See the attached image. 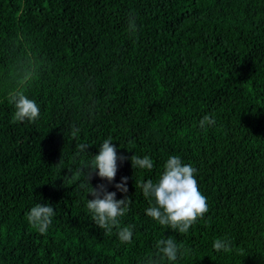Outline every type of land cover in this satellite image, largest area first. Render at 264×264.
<instances>
[{
  "label": "trees",
  "instance_id": "trees-1",
  "mask_svg": "<svg viewBox=\"0 0 264 264\" xmlns=\"http://www.w3.org/2000/svg\"><path fill=\"white\" fill-rule=\"evenodd\" d=\"M25 80L40 117L13 122L7 90ZM205 115L215 124L202 129ZM109 137L118 156L154 164L117 161L130 244L86 207L107 182L77 174ZM172 155L208 203L186 234L147 216L136 186ZM37 203L55 211L46 234L27 221ZM168 237L185 249L175 264H264V0H0V264H142Z\"/></svg>",
  "mask_w": 264,
  "mask_h": 264
},
{
  "label": "clouds",
  "instance_id": "clouds-1",
  "mask_svg": "<svg viewBox=\"0 0 264 264\" xmlns=\"http://www.w3.org/2000/svg\"><path fill=\"white\" fill-rule=\"evenodd\" d=\"M129 30L135 32L136 25L133 18H129ZM29 82L25 80L19 86L7 90L9 102L14 105L13 122H35L40 117V108L35 100L28 98L25 94ZM215 124V117L205 115L199 121V127L206 129ZM81 129L73 126L71 135L78 138ZM112 138L105 139L100 144L98 154L93 155L91 161L86 162L78 169V173H85L88 184L93 176H98L102 181L95 187L91 185L88 194L92 199L87 200L86 207L91 214L92 221L104 231V235H110L115 231L118 239L123 244H130L133 237L132 225L122 226L121 217H124L130 210L131 197L127 196L128 177H121V181L114 183L118 164V159L123 162L125 159L131 160L133 169L152 170L153 161L145 155L143 158L132 155L125 157L118 156L116 145L112 143ZM90 144L78 143L79 153L87 152ZM196 169L190 164L182 163L179 156H170L164 164V171L157 182L151 179L138 183L136 186L142 189L143 196L148 199L150 206L146 209V215L153 218L159 225L171 228L179 234H186L198 218H202L208 212L207 199L198 189L195 178ZM76 176H73L75 179ZM113 185L116 191H109L108 186ZM117 191L125 193L122 199H117ZM55 215L54 208L50 204L37 203L26 214L27 221L35 227L39 233L46 234L52 224ZM157 251L155 255L149 253L142 258V264H161V261H177L178 257L185 255L183 245L168 237L156 241ZM215 251L230 252L231 242L227 239H216L213 243Z\"/></svg>",
  "mask_w": 264,
  "mask_h": 264
}]
</instances>
